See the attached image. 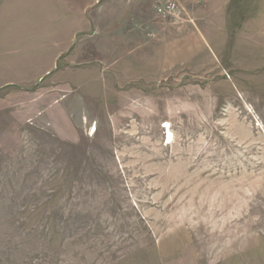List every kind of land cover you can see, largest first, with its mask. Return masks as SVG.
<instances>
[{
	"label": "rangeland",
	"instance_id": "1",
	"mask_svg": "<svg viewBox=\"0 0 264 264\" xmlns=\"http://www.w3.org/2000/svg\"><path fill=\"white\" fill-rule=\"evenodd\" d=\"M5 1L0 264H264V0Z\"/></svg>",
	"mask_w": 264,
	"mask_h": 264
},
{
	"label": "built area",
	"instance_id": "2",
	"mask_svg": "<svg viewBox=\"0 0 264 264\" xmlns=\"http://www.w3.org/2000/svg\"><path fill=\"white\" fill-rule=\"evenodd\" d=\"M157 13L162 18L178 21L182 18L183 9L175 0H163L156 8Z\"/></svg>",
	"mask_w": 264,
	"mask_h": 264
},
{
	"label": "crops",
	"instance_id": "3",
	"mask_svg": "<svg viewBox=\"0 0 264 264\" xmlns=\"http://www.w3.org/2000/svg\"><path fill=\"white\" fill-rule=\"evenodd\" d=\"M29 0H19L18 4H20V9H24L25 6H28L32 3L28 2ZM223 1V2H222ZM221 3H218L216 7H214L215 10H226V0H222ZM8 4L5 0H0V11L6 9Z\"/></svg>",
	"mask_w": 264,
	"mask_h": 264
},
{
	"label": "bare ground",
	"instance_id": "4",
	"mask_svg": "<svg viewBox=\"0 0 264 264\" xmlns=\"http://www.w3.org/2000/svg\"><path fill=\"white\" fill-rule=\"evenodd\" d=\"M164 129H165V127H164ZM94 131H95V126L92 128L91 133H93ZM171 133H172V132H170L169 125H168V131H167L168 137L171 136ZM173 137H174V136H173ZM169 139H170V138H169ZM167 142H168V140H167ZM169 142H170V141H169Z\"/></svg>",
	"mask_w": 264,
	"mask_h": 264
}]
</instances>
